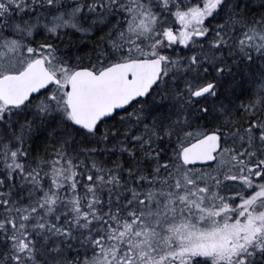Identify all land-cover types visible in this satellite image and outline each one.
I'll list each match as a JSON object with an SVG mask.
<instances>
[{
  "label": "snow or ice",
  "instance_id": "6c2138e0",
  "mask_svg": "<svg viewBox=\"0 0 264 264\" xmlns=\"http://www.w3.org/2000/svg\"><path fill=\"white\" fill-rule=\"evenodd\" d=\"M0 264H264V0H0Z\"/></svg>",
  "mask_w": 264,
  "mask_h": 264
}]
</instances>
